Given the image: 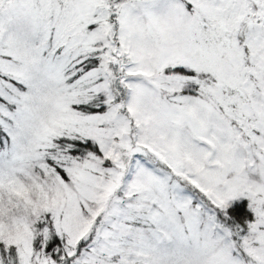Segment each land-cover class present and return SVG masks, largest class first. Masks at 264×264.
Masks as SVG:
<instances>
[{
	"label": "snow or ice",
	"instance_id": "snow-or-ice-1",
	"mask_svg": "<svg viewBox=\"0 0 264 264\" xmlns=\"http://www.w3.org/2000/svg\"><path fill=\"white\" fill-rule=\"evenodd\" d=\"M0 264H264V0H0Z\"/></svg>",
	"mask_w": 264,
	"mask_h": 264
}]
</instances>
